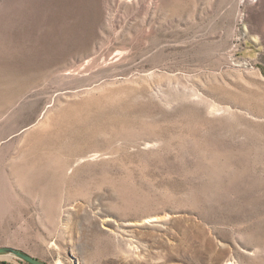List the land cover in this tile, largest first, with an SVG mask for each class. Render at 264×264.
I'll list each match as a JSON object with an SVG mask.
<instances>
[{
    "label": "rangeland",
    "instance_id": "rangeland-1",
    "mask_svg": "<svg viewBox=\"0 0 264 264\" xmlns=\"http://www.w3.org/2000/svg\"><path fill=\"white\" fill-rule=\"evenodd\" d=\"M0 248L264 264V0H0Z\"/></svg>",
    "mask_w": 264,
    "mask_h": 264
},
{
    "label": "water",
    "instance_id": "water-1",
    "mask_svg": "<svg viewBox=\"0 0 264 264\" xmlns=\"http://www.w3.org/2000/svg\"><path fill=\"white\" fill-rule=\"evenodd\" d=\"M0 255H13L27 264H46L38 259H35L25 253L11 249V248H0Z\"/></svg>",
    "mask_w": 264,
    "mask_h": 264
}]
</instances>
